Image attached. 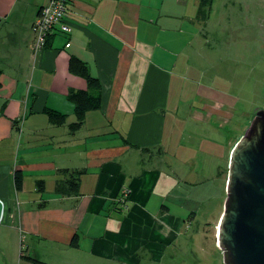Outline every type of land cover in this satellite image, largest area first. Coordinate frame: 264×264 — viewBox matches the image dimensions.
Here are the masks:
<instances>
[{
    "label": "crops",
    "instance_id": "0c3cea01",
    "mask_svg": "<svg viewBox=\"0 0 264 264\" xmlns=\"http://www.w3.org/2000/svg\"><path fill=\"white\" fill-rule=\"evenodd\" d=\"M47 1L0 0V264L160 256L193 227L217 180L210 160L228 163L238 139L208 133L229 108L195 61L199 0H71V31L36 50L33 23ZM72 56L102 84L101 107L76 130L67 93L87 82L70 71ZM202 128L203 147L193 142ZM65 168L83 170L77 193L55 192Z\"/></svg>",
    "mask_w": 264,
    "mask_h": 264
},
{
    "label": "rangeland",
    "instance_id": "374dc122",
    "mask_svg": "<svg viewBox=\"0 0 264 264\" xmlns=\"http://www.w3.org/2000/svg\"><path fill=\"white\" fill-rule=\"evenodd\" d=\"M200 31L196 45L201 51L196 54V64L202 68V78L217 88L216 95L229 108H223L229 113L219 117L220 122L213 117L211 123L221 127L208 133L221 142L230 137L239 140L256 112L264 109V0H214ZM204 132L203 128L196 131V145L202 141L204 146ZM230 156L231 152L228 163L220 157L210 160L208 168H213L214 175L218 172L217 180L208 183L193 227L182 231L160 256L141 252L136 264H226L216 230L227 198Z\"/></svg>",
    "mask_w": 264,
    "mask_h": 264
},
{
    "label": "water",
    "instance_id": "95a60500",
    "mask_svg": "<svg viewBox=\"0 0 264 264\" xmlns=\"http://www.w3.org/2000/svg\"><path fill=\"white\" fill-rule=\"evenodd\" d=\"M218 241L226 264H264V109L231 151Z\"/></svg>",
    "mask_w": 264,
    "mask_h": 264
},
{
    "label": "trees",
    "instance_id": "16d2710c",
    "mask_svg": "<svg viewBox=\"0 0 264 264\" xmlns=\"http://www.w3.org/2000/svg\"><path fill=\"white\" fill-rule=\"evenodd\" d=\"M213 2L214 0H199L196 19L206 22L209 19ZM43 6L40 8L39 13H41ZM69 69L71 72L83 76L87 82L85 88L70 87L67 93L68 98L74 103V114L76 116V119L70 123V127L72 130H76L84 123L86 113L89 110L101 107L102 84L99 78L90 73L88 65L75 56H72L69 60ZM46 111L48 112L50 120L53 122H64L66 119V113L52 108H47ZM63 171L65 178L56 181L55 192L58 194L77 193L79 191L80 177L83 170L78 168H65ZM15 183L18 188L21 187L22 174L20 172H17L15 175ZM73 244H76L75 240ZM35 260L41 264H48L45 261Z\"/></svg>",
    "mask_w": 264,
    "mask_h": 264
},
{
    "label": "built area",
    "instance_id": "2783aa9c",
    "mask_svg": "<svg viewBox=\"0 0 264 264\" xmlns=\"http://www.w3.org/2000/svg\"><path fill=\"white\" fill-rule=\"evenodd\" d=\"M70 2L71 0H48L41 13H38L33 23L36 50L44 47L51 34L71 31V25L66 18Z\"/></svg>",
    "mask_w": 264,
    "mask_h": 264
},
{
    "label": "bare ground",
    "instance_id": "6f19581e",
    "mask_svg": "<svg viewBox=\"0 0 264 264\" xmlns=\"http://www.w3.org/2000/svg\"><path fill=\"white\" fill-rule=\"evenodd\" d=\"M216 233L218 234V224H217V230H216Z\"/></svg>",
    "mask_w": 264,
    "mask_h": 264
}]
</instances>
